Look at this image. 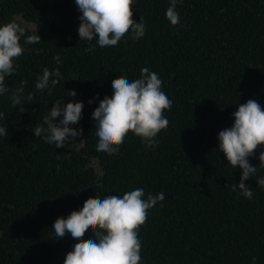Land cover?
Returning <instances> with one entry per match:
<instances>
[{
	"label": "trees",
	"instance_id": "trees-1",
	"mask_svg": "<svg viewBox=\"0 0 264 264\" xmlns=\"http://www.w3.org/2000/svg\"><path fill=\"white\" fill-rule=\"evenodd\" d=\"M169 4L134 0L132 19L143 18L145 36L133 41L128 33L101 48L96 39L79 40L75 0H0V25L24 21L31 25L26 36L41 38L30 45L21 39L24 54L6 79L9 92L0 95V126L8 132L0 137V264H64L77 241L70 234L58 239L54 221L90 197L136 188L145 199L165 195L139 229L141 264H264V188L256 183L264 178L258 159L264 147L249 157L257 167L245 181L251 200L230 187L241 170L218 149V133L233 125L239 105L251 99L264 109V0H182L176 26L165 16ZM57 67L60 82L51 93L37 92L43 69ZM145 67L158 74L172 101L164 112L168 128L154 148L130 132L118 154L97 152L92 112L111 97L113 79H138ZM21 81L25 102L34 95L23 112L10 102ZM69 90L84 105L82 145L56 148L34 129L53 105L70 99ZM90 238L86 232L83 239Z\"/></svg>",
	"mask_w": 264,
	"mask_h": 264
},
{
	"label": "clouds",
	"instance_id": "clouds-1",
	"mask_svg": "<svg viewBox=\"0 0 264 264\" xmlns=\"http://www.w3.org/2000/svg\"><path fill=\"white\" fill-rule=\"evenodd\" d=\"M181 2L170 0L166 9V19L172 26L180 23L177 5ZM133 3L134 0H75L81 13L78 17L79 40L96 39L97 44L104 48L116 46L128 33L133 41L143 38L146 24L142 17L138 22L132 19ZM24 37L25 44L41 42L36 32L26 36L25 28L15 21L0 25V95L9 92L6 79L15 75L18 67L15 61L24 54L21 44ZM53 59L59 64V56ZM60 79L58 67L52 70L44 68L35 89L37 92L47 89L51 93ZM25 83L21 81L19 87L11 90V105L20 112L24 111V103L34 99L33 93H28V102H25ZM162 83L158 74L146 67L140 70L138 79L129 81L126 77L117 76L111 81V97L105 96L92 112L98 137L97 152L118 154L130 132L139 137L145 147H156V137L169 125L164 112L172 107V101L162 91ZM66 95L74 97L76 92L69 90ZM83 106L82 102L71 101L63 107L60 102L53 105L43 117L42 124L35 127L34 135L48 144H54L56 148H70L75 139L83 135L82 129L69 126L79 122ZM232 115L233 125L218 133V149L223 152L228 165L241 170L239 183L230 187L251 200L253 190L245 181L257 172V167L250 165L249 157L254 156L258 147H264V109L257 101L250 99L239 105ZM61 116L62 119L56 122V118ZM0 120H5L2 112ZM7 135L4 124L0 126V137L6 138ZM258 159L260 167H264V151L260 152ZM256 183L264 188V178H259ZM144 197L142 188L127 191L122 196L90 197L79 211H72L67 218L58 217L53 224L56 237L61 239L70 234L77 241L66 254L64 264H141L139 229L146 224L149 210L164 201L165 195L163 192L155 196L149 193L146 199ZM89 231L94 238L84 240ZM252 259L255 261L256 257Z\"/></svg>",
	"mask_w": 264,
	"mask_h": 264
},
{
	"label": "rangeland",
	"instance_id": "rangeland-1",
	"mask_svg": "<svg viewBox=\"0 0 264 264\" xmlns=\"http://www.w3.org/2000/svg\"><path fill=\"white\" fill-rule=\"evenodd\" d=\"M38 1H40V0H38ZM17 20V19H16ZM21 26L22 27H24V28H31V25H29V24H27L26 22H24V21H22L21 22ZM73 96H71L70 97V99H68V101L67 102H61L60 103V106L61 107H63L65 104H67L68 102H74L73 101V98H72ZM61 118H62V116H61ZM70 127H72V128H74V129H78L79 128V126H80V122H78L77 124H74V125H69ZM70 143H72V141H69ZM81 145H82V141L80 140V138L79 137H77L76 139H75V143L73 144V145H71V147H73V148H78V147H81Z\"/></svg>",
	"mask_w": 264,
	"mask_h": 264
}]
</instances>
